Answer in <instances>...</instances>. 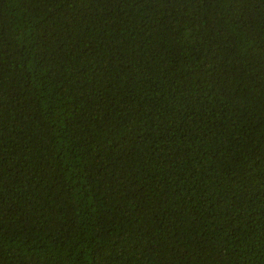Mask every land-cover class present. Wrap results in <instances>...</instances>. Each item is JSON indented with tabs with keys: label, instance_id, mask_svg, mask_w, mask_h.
Listing matches in <instances>:
<instances>
[{
	"label": "trees",
	"instance_id": "trees-1",
	"mask_svg": "<svg viewBox=\"0 0 264 264\" xmlns=\"http://www.w3.org/2000/svg\"><path fill=\"white\" fill-rule=\"evenodd\" d=\"M0 264H264V0H0Z\"/></svg>",
	"mask_w": 264,
	"mask_h": 264
}]
</instances>
